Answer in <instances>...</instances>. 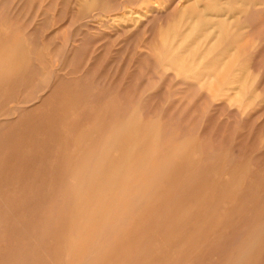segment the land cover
Masks as SVG:
<instances>
[{
    "label": "rangeland",
    "instance_id": "374dc122",
    "mask_svg": "<svg viewBox=\"0 0 264 264\" xmlns=\"http://www.w3.org/2000/svg\"><path fill=\"white\" fill-rule=\"evenodd\" d=\"M0 264H264V0H0Z\"/></svg>",
    "mask_w": 264,
    "mask_h": 264
},
{
    "label": "bare ground",
    "instance_id": "6f19581e",
    "mask_svg": "<svg viewBox=\"0 0 264 264\" xmlns=\"http://www.w3.org/2000/svg\"><path fill=\"white\" fill-rule=\"evenodd\" d=\"M229 10H230V9H229ZM230 12H231V11H230ZM218 16H219V15H218ZM220 16H221V15H220ZM225 16H226V15H225ZM221 17H222V16H221ZM227 17H228V16H227ZM217 18H219V17H217ZM224 21H226V20H224ZM213 25H215V24H212V26H213ZM212 26H211V27H212ZM216 26H217V25H216ZM222 26H223V25H222ZM209 29H210V28H209ZM218 29H219V28H218ZM216 33H218V31H217ZM206 34H207V33H206ZM213 36H214V35H213ZM205 37H206V36H205ZM211 37H212V36H211ZM208 38H210V37H208ZM205 39H206V38H205ZM109 229H110V228H109ZM106 230H108V229H106ZM104 232H105V231H104Z\"/></svg>",
    "mask_w": 264,
    "mask_h": 264
}]
</instances>
